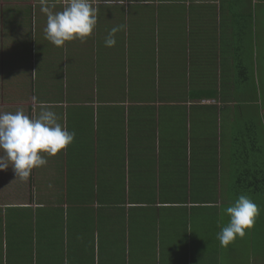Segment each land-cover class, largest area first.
<instances>
[{
    "label": "crops",
    "instance_id": "obj_1",
    "mask_svg": "<svg viewBox=\"0 0 264 264\" xmlns=\"http://www.w3.org/2000/svg\"><path fill=\"white\" fill-rule=\"evenodd\" d=\"M235 2L90 0L92 34L56 47L42 8L67 0H0V111L75 132L0 171V264H264L217 239L236 164L264 168V0Z\"/></svg>",
    "mask_w": 264,
    "mask_h": 264
},
{
    "label": "clouds",
    "instance_id": "obj_2",
    "mask_svg": "<svg viewBox=\"0 0 264 264\" xmlns=\"http://www.w3.org/2000/svg\"><path fill=\"white\" fill-rule=\"evenodd\" d=\"M45 37L56 47L66 42L88 38L97 24V10L90 0H67L62 11L52 12L47 7ZM125 26L113 27L104 43L116 44L115 34ZM75 132L68 131L59 122L55 112L44 108L38 116L29 117L23 109L13 112L0 111V171L11 167L17 177L27 180L34 168L47 164V156H56L73 143ZM229 222L217 234L221 246L227 247L237 237L243 238L259 215L258 205L247 195H239L226 207Z\"/></svg>",
    "mask_w": 264,
    "mask_h": 264
},
{
    "label": "trees",
    "instance_id": "obj_3",
    "mask_svg": "<svg viewBox=\"0 0 264 264\" xmlns=\"http://www.w3.org/2000/svg\"><path fill=\"white\" fill-rule=\"evenodd\" d=\"M236 99H239V93H237ZM258 162L254 160L251 163L248 160L245 162L244 167H242L243 171H240L239 166L236 164V188L232 192V188L228 190H230L233 198L236 199L241 194H247L258 205L259 215L256 217L254 226L251 228V239L249 240L250 237L246 233L242 238V242L238 241L234 245L239 247L240 244H249L253 251L256 252V256H259V260H264V168ZM260 256L262 259H260Z\"/></svg>",
    "mask_w": 264,
    "mask_h": 264
},
{
    "label": "rangeland",
    "instance_id": "obj_4",
    "mask_svg": "<svg viewBox=\"0 0 264 264\" xmlns=\"http://www.w3.org/2000/svg\"><path fill=\"white\" fill-rule=\"evenodd\" d=\"M233 1H234V3H236L235 1H237V2L240 1V2H242V3L244 2V0H233ZM245 1H246V0H245ZM249 2H251V0H249ZM263 249H264V246H263Z\"/></svg>",
    "mask_w": 264,
    "mask_h": 264
}]
</instances>
